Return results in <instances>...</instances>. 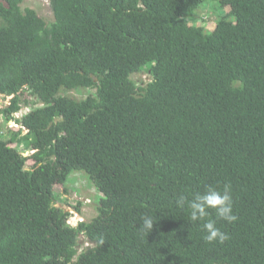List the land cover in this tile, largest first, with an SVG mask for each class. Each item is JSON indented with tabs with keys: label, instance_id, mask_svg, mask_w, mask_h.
Here are the masks:
<instances>
[{
	"label": "trees",
	"instance_id": "obj_1",
	"mask_svg": "<svg viewBox=\"0 0 264 264\" xmlns=\"http://www.w3.org/2000/svg\"><path fill=\"white\" fill-rule=\"evenodd\" d=\"M23 1L0 0V264H264V0H49L51 21ZM206 2L210 31L188 23ZM74 171L89 221L55 205ZM225 185L209 243L176 199Z\"/></svg>",
	"mask_w": 264,
	"mask_h": 264
},
{
	"label": "rangeland",
	"instance_id": "obj_2",
	"mask_svg": "<svg viewBox=\"0 0 264 264\" xmlns=\"http://www.w3.org/2000/svg\"><path fill=\"white\" fill-rule=\"evenodd\" d=\"M21 7H31L35 9L39 14L45 17L48 21L53 19L52 12L49 6V0H24L21 3ZM227 8L225 9V11ZM220 12V11H219ZM224 13V10L218 15L217 11L214 9L212 2H206L201 7L197 9L194 16L188 19V23L193 24H203L205 29L210 31L215 25L216 19ZM136 85H143L150 80V74L146 71H140L138 73H133L130 77ZM90 90L74 89L68 94L74 97H84ZM34 97H30L33 100ZM8 97H2L0 95V107L7 104ZM37 105V104H36ZM28 107L21 104V109L14 116L19 117L24 111H27ZM0 123L3 129L7 127H15L16 124L10 120L7 123L0 116ZM16 128V127H15ZM19 150L27 155L31 152V148L26 147L23 144L19 145ZM56 202L55 205L63 208L64 210L71 213L69 220L75 222L76 220L89 221L96 214V204L100 197V193L93 187L92 183L87 179V177L80 171L72 172L64 184H56ZM80 201L79 211L74 209V205ZM93 243L90 242L85 235L81 234L77 241L75 248L78 252L83 249L92 246Z\"/></svg>",
	"mask_w": 264,
	"mask_h": 264
},
{
	"label": "clouds",
	"instance_id": "obj_3",
	"mask_svg": "<svg viewBox=\"0 0 264 264\" xmlns=\"http://www.w3.org/2000/svg\"><path fill=\"white\" fill-rule=\"evenodd\" d=\"M2 96V95H1ZM176 205L180 208L187 207L191 222H203V239L206 242L223 243L228 239L227 235L217 227L216 219H209V210H214L216 218L226 222H233L236 216L232 211V197L229 186L225 185L222 189L208 186L203 192H196L191 199L184 195H179ZM158 219L152 215L144 214L140 218L138 228L145 233H149Z\"/></svg>",
	"mask_w": 264,
	"mask_h": 264
}]
</instances>
